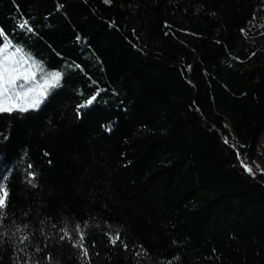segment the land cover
I'll list each match as a JSON object with an SVG mask.
<instances>
[{
  "label": "trees",
  "instance_id": "16d2710c",
  "mask_svg": "<svg viewBox=\"0 0 264 264\" xmlns=\"http://www.w3.org/2000/svg\"><path fill=\"white\" fill-rule=\"evenodd\" d=\"M0 29L62 73L0 112V264H264V176L239 165L264 131V0H0Z\"/></svg>",
  "mask_w": 264,
  "mask_h": 264
},
{
  "label": "snow or ice",
  "instance_id": "6c2138e0",
  "mask_svg": "<svg viewBox=\"0 0 264 264\" xmlns=\"http://www.w3.org/2000/svg\"><path fill=\"white\" fill-rule=\"evenodd\" d=\"M110 2L111 0H105V3ZM19 27L32 31L27 20H22L19 23ZM0 36H6L2 29H0ZM11 47L10 42L0 46V112L19 111L24 113L36 110L44 103L50 92L59 86L62 73L60 71L46 70L42 64L32 60L29 54L24 53L19 46L14 51L9 52ZM37 73H39V78H37ZM94 100L95 96L87 100L86 104L81 105V107H86ZM245 167L247 171H252L250 167ZM6 179V177H0V181ZM8 198L7 187L0 182V221L6 219L4 209L7 207ZM53 226L55 227V225ZM17 231H20V229L17 228ZM60 231L63 233L62 239L70 237V230L67 225L62 227ZM72 231L81 233L80 240L76 241L73 246L82 248L83 257H87V249L83 248L84 236L81 225L76 224ZM109 239L115 244L120 239V235L117 232L115 236H110ZM27 240L28 237L24 236L20 242L24 243Z\"/></svg>",
  "mask_w": 264,
  "mask_h": 264
},
{
  "label": "rangeland",
  "instance_id": "374dc122",
  "mask_svg": "<svg viewBox=\"0 0 264 264\" xmlns=\"http://www.w3.org/2000/svg\"><path fill=\"white\" fill-rule=\"evenodd\" d=\"M6 43H8V41L4 40L3 44H6ZM14 50H15V48L13 46L11 48H9V52H12ZM31 59L36 61L32 57H31ZM37 78H39V73H37ZM60 85H61V81H60L58 87H60ZM58 87H56V88H58ZM239 165L247 174L263 175L264 176V131L258 137L256 144H255V147L251 151V153L250 154L244 153L240 156ZM245 166L250 167L252 169V171L251 172L247 171Z\"/></svg>",
  "mask_w": 264,
  "mask_h": 264
}]
</instances>
